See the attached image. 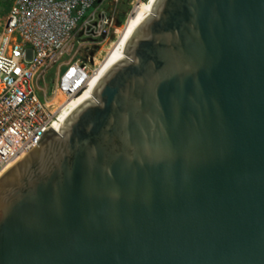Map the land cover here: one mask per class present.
<instances>
[{"label":"water","instance_id":"water-1","mask_svg":"<svg viewBox=\"0 0 264 264\" xmlns=\"http://www.w3.org/2000/svg\"><path fill=\"white\" fill-rule=\"evenodd\" d=\"M0 264H264V0H149L1 174Z\"/></svg>","mask_w":264,"mask_h":264},{"label":"built area","instance_id":"built-area-1","mask_svg":"<svg viewBox=\"0 0 264 264\" xmlns=\"http://www.w3.org/2000/svg\"><path fill=\"white\" fill-rule=\"evenodd\" d=\"M108 1H12L0 23V176L89 87L143 0L131 2L125 23L118 0Z\"/></svg>","mask_w":264,"mask_h":264},{"label":"bare ground","instance_id":"bare-ground-1","mask_svg":"<svg viewBox=\"0 0 264 264\" xmlns=\"http://www.w3.org/2000/svg\"><path fill=\"white\" fill-rule=\"evenodd\" d=\"M149 0L145 1V2H140L137 4V6L134 9L133 14L128 18L127 22L125 23V25L123 26L120 35L118 37V40L115 42L114 46L112 47V49L110 50L108 56L106 57V59L103 61V63L100 65L98 71L96 72V75L101 71V69L107 64V62L109 61V59L111 58V56L113 55V53L115 52V50L117 49V47L120 45V43L122 42V40L124 39V37L126 36V34L128 33V31L130 30V28L133 26V24L138 20V17L140 16L141 12L143 11L144 7L146 6L147 2ZM95 75V76H96ZM94 79V78H93ZM77 99V98H75ZM74 99V100H75ZM71 103V102H70ZM69 103V104H70Z\"/></svg>","mask_w":264,"mask_h":264},{"label":"rangeland","instance_id":"rangeland-1","mask_svg":"<svg viewBox=\"0 0 264 264\" xmlns=\"http://www.w3.org/2000/svg\"><path fill=\"white\" fill-rule=\"evenodd\" d=\"M12 1L13 0H0V23H3V21L5 20L7 11L9 9ZM132 1L133 0H118L117 11L119 12L120 9L122 10V8L126 6L127 7V10L125 11V16H126V13H127L128 9L130 8ZM145 1H147V0H143L142 2H145ZM108 2H109L110 7L113 6L114 0H109ZM122 23H125V18H124ZM0 27H1V25H0ZM121 30L119 32H121ZM56 76H57V70L53 68L49 72V74L47 76V80L52 81Z\"/></svg>","mask_w":264,"mask_h":264},{"label":"trees","instance_id":"trees-1","mask_svg":"<svg viewBox=\"0 0 264 264\" xmlns=\"http://www.w3.org/2000/svg\"><path fill=\"white\" fill-rule=\"evenodd\" d=\"M127 10V7H123L122 10L120 9L118 12V20L120 23L123 22L124 18H125V11Z\"/></svg>","mask_w":264,"mask_h":264}]
</instances>
